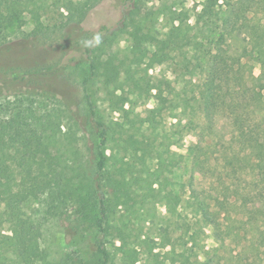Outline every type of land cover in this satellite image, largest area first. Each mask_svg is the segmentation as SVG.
<instances>
[{
  "label": "rangeland",
  "instance_id": "1",
  "mask_svg": "<svg viewBox=\"0 0 264 264\" xmlns=\"http://www.w3.org/2000/svg\"><path fill=\"white\" fill-rule=\"evenodd\" d=\"M204 2L139 4L146 59L131 65L130 77L121 73L114 83L99 78L90 85L98 118L108 131L103 230L83 218L79 203L43 194L31 209L43 230L42 258L35 264H101L99 245L113 264H172V249L176 264H264V176L258 169V124L264 116L258 110V47L264 45V0H219L211 15L202 12ZM175 12L185 13L193 36L210 45L211 51L198 55L202 66L195 72L182 70L183 52L166 49L165 59L159 55L168 30L178 23L171 21ZM26 21L23 34L0 43V69L54 64L56 73L35 85L79 102L77 78L59 65L60 45L32 36L35 21ZM88 24L86 29H98L93 20ZM129 45L128 35L118 31L107 40L104 55L119 61L129 56ZM191 77L209 88V114H189L199 122L198 130L185 126L187 117L175 106L181 91H197ZM14 100V95L0 98V110L12 109ZM32 100L42 109L55 103L39 96ZM68 129L64 121L53 149L71 159L74 147L83 162L89 161L87 149L96 134L90 140L71 138L73 146L64 140ZM168 195L179 203L171 214ZM183 222L190 229L187 235Z\"/></svg>",
  "mask_w": 264,
  "mask_h": 264
},
{
  "label": "trees",
  "instance_id": "2",
  "mask_svg": "<svg viewBox=\"0 0 264 264\" xmlns=\"http://www.w3.org/2000/svg\"><path fill=\"white\" fill-rule=\"evenodd\" d=\"M141 1L0 0V43H5L15 33L23 34L27 17L34 19L35 28L31 35L55 40L60 45L62 61L59 65L77 78L82 91L80 101L74 103L58 97L47 87L35 85L36 80H46L56 73L54 64L0 69V98L15 96L12 109L0 110V114L3 112L7 116L0 115V264H35L41 261L42 222L31 213V209L46 193L79 203L83 218L103 230V219L107 215L102 179L107 160L105 144L108 131L106 124L98 118L90 85L99 78L114 83L121 73L130 77L131 65L138 66L146 59L148 49L145 46V28L141 24ZM218 1L205 0L202 12L211 15V7ZM173 15L172 23H178L168 30L159 55L165 59L163 52L166 49L183 52L182 70L187 73L193 69L195 72L194 68L202 66L198 55L205 49L211 51L210 45L193 36L194 27L186 22L185 13L175 12ZM90 20L98 29L85 28ZM118 31L127 34L130 41L129 56L119 61L114 55L105 57L103 50L107 40ZM191 49L193 51L188 52ZM258 65L261 67L258 110L264 112V45L258 47ZM189 82L196 86L197 91H192L191 95L185 89L181 91L178 95L180 103L175 106L181 107L182 115L187 117L185 126L198 130L199 122L191 116L198 117L197 112L209 114V88L199 85L193 77ZM23 83L31 88H25ZM36 96L53 99L55 103L42 109L32 100ZM64 121L69 125L64 140H70L72 144L74 139L72 141L71 138L76 142L90 140L96 134L92 146L87 149L89 161H82L77 148L71 150L74 155L71 159H64L53 149ZM258 127H262L258 132V169L264 176L261 170L264 168V116ZM159 161L163 164L161 157ZM165 198L167 211L171 214L179 205L178 198L174 195ZM181 227L182 233L187 235L189 226L183 222ZM96 256L101 264H113L103 245L98 246ZM170 256V262L176 264L175 249Z\"/></svg>",
  "mask_w": 264,
  "mask_h": 264
}]
</instances>
